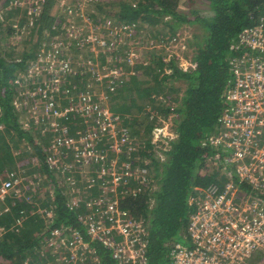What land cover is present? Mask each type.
Masks as SVG:
<instances>
[{"label": "built area", "instance_id": "1", "mask_svg": "<svg viewBox=\"0 0 264 264\" xmlns=\"http://www.w3.org/2000/svg\"><path fill=\"white\" fill-rule=\"evenodd\" d=\"M45 1L10 0L3 10L27 7L32 22L41 15ZM68 2L71 4L64 8V16L81 19V24L67 29L65 38L54 43L48 54L31 60L26 78L22 81L18 77L15 84L33 93L28 96L30 102L43 101L41 114L32 117V125L51 135L55 149L47 160L49 170L58 172L62 182L71 186L85 182L86 191L101 194L92 198L93 215L84 219L86 226L82 225L88 241L76 229H58L43 245L53 250L52 264H102L96 245L109 253L114 264H148L146 226L120 204L125 197L137 198L147 191L151 180L148 162L135 165L138 149L131 142L130 130L108 107L117 79L133 74V68L142 65L139 53L131 48L135 25L88 19L85 3L92 5L96 0H62V4ZM3 14L1 9L0 21ZM177 38L166 42L174 44ZM158 44L150 40L145 46L163 49ZM119 46L128 47L121 67L114 63H121ZM229 52L231 79L223 93L217 131L201 143L222 154L220 174L228 177L222 184L194 188L187 201L192 209L185 235L189 245L172 243L168 264H264V6L251 16V25L238 34ZM101 59L112 68L100 65ZM145 112L149 122H161L151 136L171 134L168 124L162 126L159 117ZM71 120H77L79 127L73 138L68 132ZM19 124L24 130L31 126L22 119ZM63 146L67 154L59 150ZM101 163L107 166L96 169ZM93 171L100 190L88 176ZM15 184L12 180L0 184V202ZM105 185H111L110 198L109 190L102 188ZM20 223L18 220L17 225ZM4 232L0 228V237Z\"/></svg>", "mask_w": 264, "mask_h": 264}, {"label": "trees", "instance_id": "2", "mask_svg": "<svg viewBox=\"0 0 264 264\" xmlns=\"http://www.w3.org/2000/svg\"><path fill=\"white\" fill-rule=\"evenodd\" d=\"M9 1H0L2 7H6ZM203 1L208 5L210 17L199 16L190 3L185 2L182 6L179 0H120L112 13H107V8L104 9L102 4L93 3L89 9L95 12L87 14V18L94 21L102 20L100 15L95 14L100 13L114 19L115 23L129 27L135 25L132 28L135 36L131 38L133 46L141 43L136 35L142 26L148 27V38L154 41H168L179 36L175 31L183 24H197L203 30L188 40L191 57L187 67L179 69L175 65L177 59H169L167 67L171 74L160 78L150 69V65H137L133 68V74L117 79L115 92L109 94L110 111L120 115L126 126H133L136 118H141L145 121V132L150 138L156 124L148 122L145 110H157L165 119L171 120V130L177 136L170 143L169 150L163 152L164 161L153 156L150 141L145 140L146 151H137L134 155L135 165L144 166V160L148 162L146 167L153 180V188L148 187L137 198L125 197L120 203L131 216L143 220L146 226L148 264H168L170 245L185 237L192 210L187 201L194 188H203L213 182L222 184L228 177L220 174L223 168L222 154L201 143L215 133L217 118L224 107L223 93L231 79L229 46L240 31L251 25V16L257 15L264 6V0ZM57 6L55 0H46L41 15L33 18L32 22L28 20L27 7L2 10L0 184L10 179L17 181L21 177L34 183L40 181L42 186L36 194H31L29 200L25 199V195L18 196L11 192L4 202H0V228L5 231L0 237V264H24L26 261L29 264H46L41 261L40 255L50 253L42 244L58 229H76L85 240L88 239L85 227L78 221L82 210L75 213L76 208H69L66 191L70 188L61 185L59 173L49 170L47 165L55 149L51 146V135L24 130L19 124V112L14 105L15 98L23 89L15 82L18 77L22 81L26 78L29 62L37 58L44 45L52 43L55 38L56 43L61 42L67 29L81 24V19L67 18L63 13L57 16L53 14ZM15 36L25 38V48L21 52L15 51L17 47L8 42L9 38ZM126 50L127 46L117 48V57L122 64L115 61V65H125ZM151 56L158 59L157 65L163 74L162 68L167 59L155 52H151ZM100 65L112 68L102 59ZM139 70L140 73H135ZM25 84L22 83L23 86ZM24 108L27 111L26 106ZM78 130V121L71 120L68 136L73 138ZM59 150L63 154L68 153L64 146ZM22 184L20 181L18 186ZM49 189H52V196L41 195L42 191L47 193ZM44 211H50L52 217L47 218L48 212ZM18 220H21L19 225ZM95 247L102 264H114L105 249L99 245Z\"/></svg>", "mask_w": 264, "mask_h": 264}, {"label": "rangeland", "instance_id": "3", "mask_svg": "<svg viewBox=\"0 0 264 264\" xmlns=\"http://www.w3.org/2000/svg\"><path fill=\"white\" fill-rule=\"evenodd\" d=\"M0 1H2V0H0ZM55 1H56V4H58V6L54 9L53 14H56V16H57V14H62L64 11V8L71 4V2H68L67 4L66 3L62 4V0H55ZM119 2H120V0H96V2L94 4H96V3L97 4L99 3L100 5L102 4L104 6V9L107 8V11H106L107 13H112V12H114L115 8L118 6ZM185 2L190 3L191 4L190 7L193 10H195L196 12H198L199 16H202V17H210L211 16V13H208V9H209L208 5L203 0H179V4H181L182 6H183V4H186ZM131 3H133V1H131ZM2 4L3 3L0 2V10L5 9V7L4 8L2 7ZM85 4H87L85 9H87L88 13H92L93 11L95 12V10L89 9L91 6L90 5L91 3H85ZM180 11H181V9H180ZM95 14L98 16L100 15V18L102 20L103 19H110L113 22H115L114 19L106 16V14H100V13H95ZM166 19H169V18L166 17ZM142 27L143 28L140 31V33L138 35H136V39H140L141 43H136L134 41V43H136V44H135V46L132 45L131 48L136 50L137 53H139L140 62L142 63V66L146 67V66L150 65V69H152L157 74H159L160 78L162 77V75H170L171 74V70L167 67L169 65V62H168L169 59H177L175 61V65L179 69H184L185 67H187V63L189 61V58L191 57V50L188 48V40H190L192 35H194V34L199 35L203 31L200 29L199 25H197V24H194V25L183 24L179 29H177L175 31V34L179 35V38H177V42H175L174 44H169L164 39H161V40H158L160 44H158L157 46L159 47V46L163 45V47H161L163 49L152 48L151 50H149L145 46V44L152 39L148 38V27L147 26H142ZM157 28L163 30L161 27H157ZM237 36H236V38H237ZM236 38H235V40H236ZM23 40H25V38L15 36V38H9L8 42L10 45L12 44L11 46L17 47L16 49H14L15 51L21 52L25 48V44H23ZM55 41H57V38H55L52 43H50L48 45H44L39 50L40 52L38 55L45 56L46 54H48L50 51V47H52L53 44L56 43ZM179 41L182 43H178ZM154 49H156L157 51H153ZM151 52L160 53L161 55L165 56V59H167V62L165 63V65L162 68L163 74H162L159 66L157 65L158 59L155 57H152ZM140 71L141 70H139L135 73H140ZM25 95H27V97H25ZM32 95H33V93L30 92L29 90L21 89L20 95L15 98L14 105H15V107L17 106L16 109L19 112V119L25 120V122H31V126L27 127L26 130L27 131L32 130V131L36 132V131H38V129H36L32 125V122H33L32 117L35 114H37V115L41 114L40 109H41V107H43V101L39 102V100L36 99L33 102H30L28 99V96L31 97ZM24 106H26L27 111L25 110ZM108 106H109V102H108ZM33 110H35V111H33ZM147 111H150V113H149L150 116L154 117V115H155L156 117H159L162 120V126L165 124H168L167 126H168V129L170 130L171 134L168 137L157 136V135L154 137V136H151L152 135L151 134L150 138H148L149 135L147 136L146 135L147 133L145 132V121H143L141 118H136V120L134 121V125L131 127H128L130 130L131 142L134 146L135 145L137 146L136 149L141 150L142 152H145L146 151V149L144 147L145 146V140L149 139L150 145L152 146V150L150 152L153 153L154 157L160 159L161 161H164L165 155L163 154V152L169 150L170 143L172 141H174L177 137L176 133L173 130H171L172 122H170L171 121L170 119L169 120L165 119L157 110H155L156 112H154V110L152 111L151 109H148ZM147 120H148V122L150 121L149 117L147 118ZM152 124H156L153 126L157 127L158 125H161V122L158 119H155L152 121ZM125 125H126V123H125ZM216 131H217V128L215 127V132ZM105 139H103V140H105ZM123 159H121V160H123ZM105 166H107V165L101 163L100 165H98L96 167V169L104 168ZM88 176L90 177V180H91V183L93 184V186L97 187L100 190L101 184L97 180L96 173L93 171V172L89 173ZM18 179L19 180L15 181L16 184H15L14 188H12V190L8 192V196L11 195V192H14L18 196L25 195V199L29 200V198L31 197V194H36L37 190L39 191V189L42 186V185H40V181L39 182L36 181L34 183V182L30 181L28 178L24 179V178L19 177ZM6 181H9V180H6ZM20 181L23 182L21 187L18 186ZM83 181H86V180H83ZM3 182H5V181H3ZM80 183L78 184V186H76V185L71 186L70 183L63 181L61 183V185H65L66 187L70 188L69 190L66 191V196L69 199L68 200L69 208L70 209H72L73 207L76 208L75 213L78 212V210H80V209L82 210L80 212V215H78V221L80 222L81 225L86 226L84 224V222H85L84 219L86 217L88 218L89 217L88 215L91 214L90 204L92 203V200H93L92 198H97L98 195L101 194V192L86 191V189L84 187V186H86L85 185L86 183L85 182H80ZM92 184H90V185H92ZM110 186L111 185H105L102 188L107 191V190H109ZM148 186L153 188V180H150ZM72 194H74L75 196L74 197L71 196ZM41 195H44V197L45 196H48V197L52 196V189H49V191L47 190V193L42 191ZM117 195H120L119 192H117ZM107 196L109 198L111 196H113V194L111 193V190H109ZM83 209H85L86 211H84ZM44 212H48L46 214L47 218L50 219L52 217V213L50 211H44ZM92 215H93V213L91 214V216ZM81 220H83V221H81ZM67 229H71V228L68 227ZM64 230H66V229H64ZM88 230H89V228H88ZM64 240H66V238H64ZM85 241H88V239ZM176 241H178V242H175V243H180L181 245H183L185 247H188V245H189V243L185 239V237L180 238L179 240H176ZM49 253L50 254H48V255H40L41 261L47 262L46 264H52L53 258L55 259V255L53 253V250H50ZM50 255L53 256V258ZM56 264H58V263L56 262Z\"/></svg>", "mask_w": 264, "mask_h": 264}]
</instances>
